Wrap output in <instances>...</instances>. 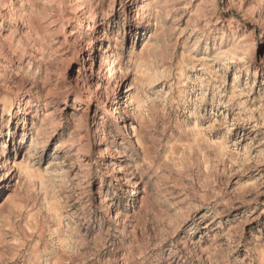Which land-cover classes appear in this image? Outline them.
I'll return each instance as SVG.
<instances>
[{
	"label": "rangeland",
	"instance_id": "1",
	"mask_svg": "<svg viewBox=\"0 0 264 264\" xmlns=\"http://www.w3.org/2000/svg\"><path fill=\"white\" fill-rule=\"evenodd\" d=\"M0 264H264V0H0Z\"/></svg>",
	"mask_w": 264,
	"mask_h": 264
},
{
	"label": "bare ground",
	"instance_id": "2",
	"mask_svg": "<svg viewBox=\"0 0 264 264\" xmlns=\"http://www.w3.org/2000/svg\"><path fill=\"white\" fill-rule=\"evenodd\" d=\"M75 5V7L79 10V11H82V9L84 8V7H82V4H80V5H78L77 3H75L74 4ZM74 7V6H73ZM141 8H142V5L140 6ZM136 33H137V28H136V31H135ZM103 33H105V32H103ZM102 33V34H103ZM102 48V47H101ZM100 48V49H101ZM106 50H105V48L104 49H102V52H95V50L93 51V50H91L90 49V51H89V54H88V57H87V59L90 61V64H91V66H92V63L94 62V59H98V65H97V67H96V69L94 70L96 73L101 69V67H102V65H103V63L106 61V52H105ZM96 61V60H95ZM14 64L11 62L10 63V66H13ZM7 66V65H6ZM5 66V67H6ZM93 67V66H92ZM93 71V70H92ZM29 102H30V100H29ZM118 103V102H117ZM12 105H13V101L12 100H7L3 105H2V110L3 111H6V112H8V115L10 116L11 114H12ZM30 104L28 103V105L26 104L24 107H28ZM117 107L114 109V111H116L118 108H120V105L118 106V104L116 105ZM20 110V109H19ZM122 113H123V111L121 110V112H120V114H119V117H121V115H122ZM19 116V115H18ZM20 116L23 118V120H24V113L23 112H21L20 113ZM130 129H129V126L127 125V124H125V122H124V125H123V128L121 129V131H122V133H123V135H124V138H128V137H131V134H130V131H129ZM23 133H25V132H23Z\"/></svg>",
	"mask_w": 264,
	"mask_h": 264
}]
</instances>
